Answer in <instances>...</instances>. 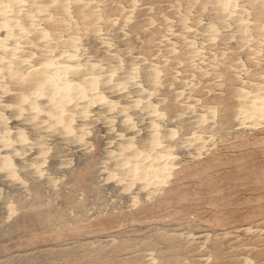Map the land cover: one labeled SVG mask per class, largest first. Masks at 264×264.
I'll use <instances>...</instances> for the list:
<instances>
[{"label": "rangeland", "instance_id": "374dc122", "mask_svg": "<svg viewBox=\"0 0 264 264\" xmlns=\"http://www.w3.org/2000/svg\"><path fill=\"white\" fill-rule=\"evenodd\" d=\"M263 105L264 0H0V264H264Z\"/></svg>", "mask_w": 264, "mask_h": 264}, {"label": "bare ground", "instance_id": "6f19581e", "mask_svg": "<svg viewBox=\"0 0 264 264\" xmlns=\"http://www.w3.org/2000/svg\"><path fill=\"white\" fill-rule=\"evenodd\" d=\"M51 80V79H50ZM50 82V81H49ZM52 83H55V78L51 81ZM60 88V87H59ZM60 91H62V88H60L59 89ZM63 92V91H62ZM58 93H60V92H58ZM61 94V93H60ZM264 106V105H263ZM137 169V168H136ZM134 169H132L131 171H133ZM134 172H135V170H134ZM143 173V172H142ZM145 174V173H144ZM139 175V174H138ZM143 175V174H142ZM147 175V174H146ZM139 177V176H138ZM153 178H154V176H152ZM141 178V177H140ZM150 178V177H149ZM148 178V179H149ZM157 178V177H156ZM152 179V178H151ZM151 181V180H150Z\"/></svg>", "mask_w": 264, "mask_h": 264}]
</instances>
